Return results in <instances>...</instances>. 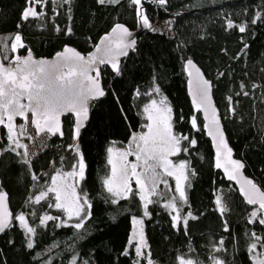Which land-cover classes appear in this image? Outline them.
<instances>
[{
  "label": "trees",
  "instance_id": "obj_1",
  "mask_svg": "<svg viewBox=\"0 0 264 264\" xmlns=\"http://www.w3.org/2000/svg\"><path fill=\"white\" fill-rule=\"evenodd\" d=\"M141 4L152 24L172 18L174 35L148 29L119 64V73L111 66L101 68L105 96L91 102L90 120L79 137L69 116L64 119L63 137H50L45 149L25 163L9 150L12 144L7 130L0 127V191L6 193L14 218L23 213L36 229L30 236L14 219V226L0 236V264H71L74 258L75 264H147L129 249L132 218L143 216L138 191L113 203L104 180L110 174L108 149L128 142L142 130L144 108L154 97L166 98L174 132L196 143L183 140L181 147L187 151L176 157L177 162L187 163V203L179 201L170 184L148 206L144 229L149 258L153 264H178L181 256L198 264H213V256L224 264H254L249 251L254 239L251 233L264 238V225L250 222L256 208L215 168L201 114L187 94L185 63H196L211 81L235 157L264 191V0H167L166 5L142 0ZM26 7V0H0V35L18 33L22 37L20 56L32 51L38 58H50L67 46L87 55L115 25L137 30L142 23L137 11L140 6L131 0L114 5H101L97 0H47L45 15L24 21L21 14ZM229 21L246 30L227 27ZM80 155L85 172L79 191L86 194L91 207L86 205L90 215L77 229L61 224V210L48 206L55 203L53 193L40 203L32 201L51 186L57 172L71 171ZM173 196L181 216L191 212L197 217H189L187 226H178L164 207ZM217 196L224 213L216 204ZM45 215L57 219L41 223ZM214 246L222 250L214 252ZM257 249L264 251L260 241Z\"/></svg>",
  "mask_w": 264,
  "mask_h": 264
},
{
  "label": "snow or ice",
  "instance_id": "obj_2",
  "mask_svg": "<svg viewBox=\"0 0 264 264\" xmlns=\"http://www.w3.org/2000/svg\"><path fill=\"white\" fill-rule=\"evenodd\" d=\"M65 2L68 3L70 0H65ZM97 2L101 5L106 3L114 5L119 4L120 0H97ZM157 2L160 5H166L167 0H157ZM46 3L47 0H26L28 7L22 12V19L27 21L30 18L38 19L45 15L43 7ZM131 3L140 6L137 11L141 17L142 24L145 28H151V23L142 10L141 0H131ZM38 5L41 7L40 12L36 11ZM253 23H255V20H253ZM227 27H238L240 32L246 30L245 26L234 25L231 21L228 22ZM14 41L11 45L13 51L18 47H23L22 37L19 34L15 35ZM101 44L103 47H97L96 49V52L101 53V55L94 54L87 59L74 49H66L65 51L72 53V55L65 56L64 53H61L62 62L55 64H50L47 61H33L31 55L25 59L17 56L13 67H5L3 64H0V126L6 125L7 138L14 145L9 150L15 151L17 148H23L25 149V154L27 151V145L19 143L17 131L12 124V121L16 117H23L27 121V114L31 113L36 118L34 123L38 132L47 131L52 135L57 133L63 135L59 120L61 114L73 113L77 118H87L88 100L105 95L99 80L100 69L94 67V65L97 63L110 64L112 69L116 73H119V57L126 56L129 49H134L136 40L125 26L117 24L112 29L111 34L104 37ZM186 67L188 75L190 77L193 76L191 69L195 68V65L191 60L187 61ZM93 71L95 72V76L90 74ZM196 73L194 103H197L198 100L197 110L203 109L207 119L208 110L209 108L212 109L211 118L205 127L209 128L208 134L212 136L216 143L217 159L215 166L217 168L224 167V171L228 173V179H235V176L229 172V169L221 163V155L227 156V163L232 166L234 171L242 169L244 165L240 161L231 159L232 149L228 147L219 126L216 110L211 105V83L203 79L202 74L199 73V69H196ZM156 91L159 92V89L157 88ZM137 95H139V92ZM244 95H247V93H244ZM228 99L231 101V97ZM25 100L26 102H22ZM144 111L148 114L147 119L151 121V123L145 125L148 131L146 133L134 134L131 137L132 143L129 144L127 149L117 150L119 158L125 161L119 171H117L116 164L110 155L108 163L112 165V168L110 175L104 180V185L107 192L112 196L127 199L129 193L132 192L131 180L135 178V183L139 186L141 193L140 199L144 201V215L147 216L149 214L147 211L148 205L154 203L151 196L156 194V187L160 183H166L162 179L161 171H157V169L162 170V173L167 176L175 178V191L179 194V201L187 203L185 192V182L189 179L187 163L182 161L178 164H173V161L169 157L177 155L181 151H187V148L181 147L183 140H188L190 145H194L196 141L190 140L186 135L174 132L171 116L172 109L167 105L166 98H162L159 101V105L156 100H152L151 105L146 106ZM5 117L7 118L6 120ZM41 121L47 126L46 128L41 127ZM191 122L193 126L196 125L195 117H193ZM24 127V124L20 125L19 135L24 134ZM81 127L82 123L78 119L75 128L76 137H79ZM113 151V148L108 149L109 154H112ZM129 155H135L136 161H142L143 170L141 172H137V168L140 165L127 162ZM25 163H28V161L26 160ZM84 172L85 164L83 156L80 155L77 164L73 165L72 171L64 173L63 176L73 179L78 176L80 180H83ZM61 178L62 174L57 172L51 179V186L40 191L32 202L40 203L42 200L48 198L49 193H53L55 195V203L48 206L66 212L69 219L73 216L80 219L82 213L85 216L90 215V212H84L85 205L88 208L91 207L87 202L86 194L83 196L77 194L73 183L58 185L57 180ZM33 179H37V177L34 175ZM245 183L250 186V190H245L244 187H241V192L246 196L247 203L258 205L251 213L252 219L250 222L264 225V192H260L251 180H246ZM5 199L6 193L0 192V208L3 207ZM176 201L177 197L173 196L164 207L171 208L175 213L172 219L178 226L181 223L187 226L189 217L191 219H196L197 217L193 216L191 212L187 213L186 216H181V211ZM117 202L118 200L113 201V203ZM216 204L220 205L219 210L221 213L226 211L220 196H217ZM14 219L27 233H35L36 229L29 226L28 219L23 213H20ZM56 219L57 217L45 215L41 223ZM133 223L140 225L139 231L133 232V238L136 239L138 237L135 254L138 258H146L147 264H153V261L148 258L150 257V253L146 254L143 251V248L147 246L143 233V220L134 218ZM13 226L12 214L0 211V233H4ZM74 227L77 229L82 228L83 223L78 222ZM225 230L227 231V228ZM251 237L254 239L249 251L255 252L257 241H260L262 246H264V238H261L257 233L252 232ZM223 243V240L219 241L221 246ZM27 247L31 249L33 244L29 242ZM221 250L219 247H213L214 252ZM124 255H128V253L125 252ZM260 255L264 257V253ZM212 260L213 264H224L222 259L215 256H213ZM73 264H75V261H73ZM137 264H139V261H137ZM178 264H198V262L194 259H185V257L181 256L178 258ZM257 264H264V258H258Z\"/></svg>",
  "mask_w": 264,
  "mask_h": 264
},
{
  "label": "rangeland",
  "instance_id": "obj_3",
  "mask_svg": "<svg viewBox=\"0 0 264 264\" xmlns=\"http://www.w3.org/2000/svg\"><path fill=\"white\" fill-rule=\"evenodd\" d=\"M37 7H36V11H37ZM151 26H152L151 28H148L149 31H151V32L165 34V35L170 36V37H172L174 35L173 19L172 18H166V19L157 21L154 24L151 23ZM17 34L18 33L9 34V35H0V53H1L2 57H3V59L5 61H7V63H13L14 57H16L18 55V52L21 49H23V47H24V45H23V47H18L15 51H13L11 45L15 42L14 41V37ZM161 99L162 98L154 97L152 100H156L158 105H159V101ZM151 102H150L149 105H151ZM167 105H168V103H167ZM147 116H148V114L144 113V123H143L142 130L139 133H136V134L146 133L148 131V129L145 127V125L151 123V121H149L147 119ZM171 116H172V114H171ZM21 124H24V126H25L23 135H19L20 125ZM15 130L17 131V134H18L17 138L19 140V143L27 145L26 154H25V149H23V148L15 149V152H17L21 156V158L23 160H25V161L26 160L27 161L31 160L36 155H38L42 150H44L46 145L48 144L49 139H50V136L48 134H41V135L37 134L30 122H28V123H19L17 125V127L15 128ZM131 143H132V140L130 139L128 142H126L124 144L115 143V144L112 145L111 148H113L114 151H113L112 154H109V157H110V155L112 156L113 161L116 164L117 171H119L121 165L125 163V161H123V160H121L119 158V154H118L117 150L127 149L129 144H131ZM11 144H12V142H11ZM13 147H14V145L12 144V148ZM177 156H178V154L177 155H172V156L169 157V159L173 161V164H178L179 163V162L176 161V157ZM109 157H108V160H109ZM127 162L128 163H137L138 165H140L137 168V172H141L143 170L142 161H136L135 155H129L127 157ZM109 166H110V173H111L112 165L109 164ZM157 171H161L162 179L164 181H166V183L158 184V186L155 189L156 194L151 196L152 200L155 198V196H157L160 193V191L163 189V187H168L170 184L173 185L174 188L176 187V181H175L174 177L167 176L166 174L162 173V170H160V169H157ZM59 173L62 174V178L57 180V184L58 185H64L65 183H73L75 185V187H76L77 194L83 196L81 194V192L79 191V186L78 185H79L80 179H79L78 176L73 179V178L64 177L63 176L64 172H59ZM185 185H186V182H185ZM131 188H132V190H137L138 194H139V197H140L141 193H140V190H139V186L135 183V178H132V180H131ZM112 197L115 200L123 199V198H119V197H115V196H112ZM81 202H83V201H81ZM142 205H143V216L142 217H134V218L137 219V220H143V233H144V239H145L146 245H147L145 248H143V251H144V253L147 254L148 253V244H147L146 235H145L144 222H145V219L149 217V214L147 216L144 215V212H145L144 201H142ZM168 210L173 215H175V213L172 211L171 208H168ZM147 211L149 213V209L148 208H147ZM84 212L85 213L88 212V208L86 207V205H85V208H84ZM61 213H62V215L60 216V223L64 224V225H75L78 222H82L83 223L85 221L86 217H87V216H85L82 213L80 219H78L76 216H73L71 219H69V217H68L66 212L61 210ZM134 218H132V231H131V235H130V239H129V249H132L133 252L135 253V247H136V243H137L138 237L136 239H134L133 238V232L134 231L138 232L139 229H140V225H137V224L133 223V219ZM31 235L32 234H30V236ZM130 241H131V243H130ZM261 253H264V251H260L258 249H256L255 252L251 251V256H252L254 264H257V259L258 258H264V257H261V255H260ZM135 256H136V254H135ZM136 258L138 260L143 259L142 257L138 258L137 256H136ZM144 259L147 261L146 258H144ZM73 261H76V259L74 258L72 260L71 264H73Z\"/></svg>",
  "mask_w": 264,
  "mask_h": 264
},
{
  "label": "water",
  "instance_id": "obj_4",
  "mask_svg": "<svg viewBox=\"0 0 264 264\" xmlns=\"http://www.w3.org/2000/svg\"><path fill=\"white\" fill-rule=\"evenodd\" d=\"M122 25V24H120ZM125 26V25H123ZM126 27V26H125ZM132 34H133V38L136 40V44H135V47L134 49L137 47L140 39H141V36L144 34V32H146L148 30V28H145L143 26V24L141 23L139 28L137 30H130L128 27H126ZM112 32L109 31L106 35H104L100 40L99 42L97 43V45L93 48V50L88 53L87 55H84L82 54L81 52H79L76 48L72 47V46H67L65 48H63L61 51L57 52L56 54H54V56L50 57V58H38L34 55V53L32 51H28L25 55H17L19 57H21V59H25L27 58L29 55H31L32 57V60L33 61H47L49 62L50 64H55V63H58V62H62V57L60 56L61 53H64L65 56H71L72 53H69V52H66L65 50L66 49H74L76 52H79L81 56H84L86 59L87 58H90L92 55H101V53H97L96 52V49L97 47H103V45L101 44V41L104 39L105 36L107 35H110ZM134 49H129L128 50V54L126 56H120L119 57V61L118 63L120 64L123 60H125L126 58H128V56L130 55V53L134 50ZM16 56V57H17ZM16 57H14L13 59V63H5L1 53H0V64H3L5 67H13L15 65V62H16ZM193 62V61H192ZM193 64L195 65V68L191 69V71L193 72V76H189L188 75V69L186 67L187 65V62L185 63V67H186V73H187V94H188V97H189V100L191 102V104L197 108V103H198V100H197V103H194V94H195V87H196V82H195V78H196V69H199V73L202 74V77L203 79L209 81L205 74L203 73V71L201 70V68L193 62ZM104 66H111L110 64H96L94 65V67H98L100 69V77H99V80H100V85L101 87L103 88L104 90V87H103V84H102V81H101V68L104 67ZM65 71H67V69H65ZM92 76H95V72H91L90 73ZM211 83V81H209ZM105 92V90H104ZM105 96V95H104ZM104 96L102 97H98V98H95V99H89L88 100V104H87V107H88V114H87V118L86 119H83V118H77L75 116V114L73 113H64V114H61L60 117H59V120H60V127H61V131L62 133L64 134V119L71 116L73 117L74 119V132H75V128H76V123H77V120L79 119L80 122L82 123V127L80 128V134L82 133V131L85 129L86 125L88 124L89 120H90V115H91V107H90V104L92 101H97V100H100L102 99ZM210 98H211V105H212V108H215L216 110V114H217V117H218V120H219V126H220V129L222 130L223 132V135H224V138L225 140L227 141V144H228V147L232 149V147L230 146V143L228 141V138H227V135L225 133V130H224V126H223V123H222V119H221V116H220V112H219V109L218 107L216 106V103H215V99H214V95H213V85L211 83V90H210ZM22 102H26L25 101H22ZM200 114H201V117H202V120H203V124H204V129H205V132H206V135L207 137L209 138L210 142H211V146H212V149H213V153H214V165H216V159H217V150H216V143L215 141L213 140L212 136H210L208 134V131H209V128L208 127H205L206 124L209 123V119L211 118V115H212V109L209 108L208 110V118L206 119L205 117V114H204V111L203 109L199 110ZM7 118L5 117V120ZM35 117L31 114V113H28L27 114V121L24 120L23 117H16L13 121H12V124L14 125V128L17 127V125L19 123H28L30 122L31 125L33 126L34 130L36 131L37 134L41 135V134H48L50 137H54V136H59L60 138L63 137V135H60L59 133L55 134V135H52L51 133H48L47 131H43V132H38L36 126H35ZM41 123V127H44L46 128L47 126L43 123V121L40 122ZM1 128H4L6 129V125H2L0 126ZM209 127H211V125H209ZM7 130V129H6ZM213 131H215V129H213ZM79 134V135H80ZM227 156L226 155H221L220 157V160H221V163L227 167L229 169V172H231L234 176H235V179H228V173H226L224 171V167H221V168H217L215 166V168L220 171V173L222 174L223 178L226 180V182L228 183H231L233 184L236 189L238 190L241 198L247 202V198L246 196L244 195V193L241 192V187H244L245 190H250V186L247 185L245 183L246 180H251L256 186L257 188L260 190V192H264L255 182L252 178H250L249 176L246 175L245 171H244V167L242 169H239V170H236L234 171L232 166L230 164L227 163ZM231 159L232 160H237V161H240L242 164L243 162L241 160H239L238 158L235 157V154H234V151L232 149V153H231ZM244 165V164H243ZM2 192V191H0ZM4 193V192H2ZM250 205V204H249ZM252 206L253 208H257L258 205H250ZM0 211H3V212H10L12 214V217H13V221H14V215L10 209V206H9V202H8V198L6 196V199L4 201V204H3V207L0 208ZM7 231V230H6ZM5 231V232H6ZM4 232V233H5ZM4 233H0V236Z\"/></svg>",
  "mask_w": 264,
  "mask_h": 264
}]
</instances>
